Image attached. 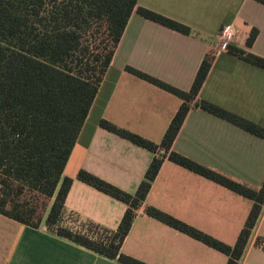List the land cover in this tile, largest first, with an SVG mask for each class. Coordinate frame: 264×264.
<instances>
[{"label":"crops","instance_id":"1","mask_svg":"<svg viewBox=\"0 0 264 264\" xmlns=\"http://www.w3.org/2000/svg\"><path fill=\"white\" fill-rule=\"evenodd\" d=\"M191 27L184 34L139 15L130 16L112 62L65 168L74 178L67 212L115 230L127 205L79 180L85 169L135 193L156 153L100 126L102 119L157 144L183 99L127 71L132 66L190 90L206 56L212 67L199 98L264 126V69L219 51V33L236 24L235 46L264 57V4L256 0H138ZM259 30L252 46L246 40ZM188 112L172 149L235 180L260 187L264 139L200 107ZM252 200L167 158L146 202L137 210L122 251L149 264H226L228 257L145 213L153 205L212 236L234 244ZM264 207L239 264H264ZM0 264H123L54 234L0 214Z\"/></svg>","mask_w":264,"mask_h":264},{"label":"trees","instance_id":"2","mask_svg":"<svg viewBox=\"0 0 264 264\" xmlns=\"http://www.w3.org/2000/svg\"><path fill=\"white\" fill-rule=\"evenodd\" d=\"M264 4V0H256ZM184 34L192 29L138 0H0V214L48 231L123 264H149L122 251L137 210L145 204L164 160L208 178L253 204L234 244L153 206L145 213L224 253L239 264L264 207V180L256 188L172 149L192 104L264 139V126L200 99L213 56H206L190 90H182L132 66L127 71L178 96L183 102L160 144L102 119L100 126L156 155L135 193L81 169L77 178L124 202L113 230L67 212L74 178L65 168L132 13ZM259 30L246 43L252 46ZM227 51L264 69V57L230 45ZM264 249V236L256 239Z\"/></svg>","mask_w":264,"mask_h":264},{"label":"built area","instance_id":"3","mask_svg":"<svg viewBox=\"0 0 264 264\" xmlns=\"http://www.w3.org/2000/svg\"><path fill=\"white\" fill-rule=\"evenodd\" d=\"M239 30L234 23L225 24L219 33V47L216 51H227L230 45H235Z\"/></svg>","mask_w":264,"mask_h":264},{"label":"rangeland","instance_id":"4","mask_svg":"<svg viewBox=\"0 0 264 264\" xmlns=\"http://www.w3.org/2000/svg\"><path fill=\"white\" fill-rule=\"evenodd\" d=\"M225 242V241H224ZM227 243V242H226ZM229 244V243H228Z\"/></svg>","mask_w":264,"mask_h":264}]
</instances>
